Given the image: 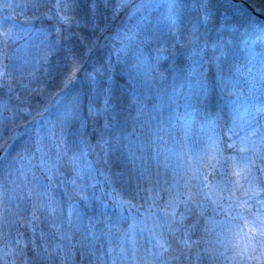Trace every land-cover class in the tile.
I'll return each mask as SVG.
<instances>
[{"label": "rangeland", "instance_id": "374dc122", "mask_svg": "<svg viewBox=\"0 0 264 264\" xmlns=\"http://www.w3.org/2000/svg\"><path fill=\"white\" fill-rule=\"evenodd\" d=\"M28 1L0 0V31L10 30L12 37L8 40L9 54L20 49L17 55L22 59L35 57L43 39L38 29L50 33L49 40L56 50L35 80L27 70L34 68L35 62L18 68L13 58L8 62L14 75L12 86L6 80L0 83V264H211L202 238L203 219L193 228L194 214L185 213L183 223L179 219L185 212L183 204L175 218L167 208L166 189L172 183V170H179L182 162L174 159L165 168L161 146L173 145L180 138L177 114L184 112L185 98L166 104L162 112L153 111L154 105L161 99L167 101L181 84L185 92L188 90V71L194 64L198 74L205 73L196 44L200 45L198 38H205L213 24L211 18L206 23L202 18V0H157L145 10L137 39L127 52L117 51L121 47L117 36L122 38V31L137 25L139 14L130 18L125 10L114 17L115 0H96L95 18L86 0H79L75 12L80 24L61 25L59 34L55 22L42 15L47 9L32 8L28 13L31 16L21 19ZM222 1L230 2L234 9L243 5L234 0ZM246 1L264 14L260 1ZM138 2L133 0V5ZM196 6L199 14L195 13ZM207 9L211 16L209 5ZM5 12L11 14L10 18ZM180 19L185 20L183 25ZM198 22L202 23L199 31L195 29ZM206 24L209 28L205 31ZM202 44L212 45L207 39ZM141 47L146 64L137 61ZM161 48L163 53L158 51ZM183 51L193 57V62L173 70L167 85L160 87L166 71L153 65L163 59L174 60L175 54ZM69 56L78 62L79 70L65 88L64 75L71 68ZM224 63L220 71L224 75L228 70L229 76L240 62L226 67ZM94 68L101 71L92 81L87 74ZM216 73L206 75L213 85L214 107ZM147 76L151 79L145 82ZM110 78L114 81L111 94L106 91ZM256 78L260 80L259 74ZM191 80L195 82L196 76ZM259 80V87L251 94L246 81L236 85L238 90L243 89L233 97L237 105L243 108L253 102L264 103V81ZM29 81V88L34 90L24 87ZM137 86L144 108L139 120L135 105L130 104V94ZM119 102L127 110L123 117L117 114ZM89 106L95 107L96 115L89 112ZM69 109L73 116L65 120ZM141 123L144 131L149 127L165 131L159 133L160 141L143 153L137 149V157L130 158L123 137L133 127L140 132ZM141 168L149 170L150 178L141 176ZM113 190L132 199L135 206L121 214L114 206ZM81 203L93 207L81 209ZM133 218L137 225L130 230Z\"/></svg>", "mask_w": 264, "mask_h": 264}, {"label": "snow or ice", "instance_id": "6c2138e0", "mask_svg": "<svg viewBox=\"0 0 264 264\" xmlns=\"http://www.w3.org/2000/svg\"><path fill=\"white\" fill-rule=\"evenodd\" d=\"M86 2L95 18L98 8L96 0ZM155 3L157 0H139L133 5V0H115L112 9L114 17L125 10L130 18L139 14L137 25L122 31V38L117 36L121 44L118 52H127L130 43L137 39L140 21L145 18V10ZM209 3L210 0H202L201 3L205 23L210 19L207 9ZM33 4L39 8L42 0H33ZM78 6L79 0H55L42 15L55 22V31L59 34L61 25L67 27L80 24L81 21L75 12ZM169 17H173L171 8ZM37 32L43 39L35 57L22 59L17 55L20 49H16L12 55L9 54L8 40L12 38L10 30L0 31V83L6 80L9 86H12L14 75L8 62L13 58L18 61V68L35 62V69L29 73L33 80L36 79V71L40 66L50 62V57L56 50L53 42L49 40L50 33L46 29H38ZM55 43L59 44V40ZM227 43H231V40ZM211 47L216 50L215 111L211 110L213 85L206 74H198L196 64L188 71V90L185 92L181 84L168 96L167 101L161 99L153 108L154 112H162L166 104L177 103L181 96L185 98V110L182 114H177L180 121V138L173 145L161 146L165 168H169L174 159L182 162L179 170H172V183L166 189L169 193L167 208L175 218L183 204L185 212L180 213L179 219L183 223L187 218L185 213L194 214L196 219L193 221V228L200 223L201 218L203 219L202 238L207 245L205 251L210 256L211 264H264V103L253 102L241 108L233 99L243 90L236 87L241 80L247 82L250 94L259 87L257 73L260 80L264 81V51L257 52L254 41L247 44L245 62L236 63L232 75L225 76L220 71L221 58L228 55L224 39L213 42ZM142 51L141 47L137 53V61L146 64L147 57L141 54ZM158 51L163 53L164 49ZM68 59L71 60V68L64 75L65 88L76 79L79 70L78 62L71 56ZM99 71L100 68H94L87 75L95 81V74ZM160 76L163 78L164 74L160 73ZM193 76H196L195 82L191 80ZM149 79L151 77L147 76L145 82ZM113 83L110 78L109 88L106 89L109 94L112 92ZM30 84L31 81L24 87L29 88ZM137 88L138 86L130 94V104L135 105L136 119L139 120L144 108ZM40 91H43V87ZM73 99L75 101L76 97ZM107 104L106 97L105 105ZM106 110L107 108L102 111ZM89 112L96 115L95 107L89 106ZM72 116L73 112L69 109L64 114V119H70ZM139 126L140 132L133 127L132 131L126 132L123 137L130 158L137 157V149L143 153L147 147L160 141L162 136L159 133L165 131L164 128L154 130L151 127L144 131V124ZM172 126L176 127L175 122ZM81 127L83 128L84 124ZM116 144H120L119 137ZM140 174L142 177L149 175L150 178L147 168H141ZM148 191L151 193V187ZM155 198H159L158 189ZM112 199L121 214L125 209L135 206L132 199L125 198L118 191H115ZM136 225L137 220L133 218L130 230Z\"/></svg>", "mask_w": 264, "mask_h": 264}, {"label": "trees", "instance_id": "16d2710c", "mask_svg": "<svg viewBox=\"0 0 264 264\" xmlns=\"http://www.w3.org/2000/svg\"><path fill=\"white\" fill-rule=\"evenodd\" d=\"M257 1H260V3H257L262 9H264V0ZM209 6L211 9V23L213 25L210 27V33H208L205 38H198V40L200 41V45L198 43L196 44L197 48L201 50L205 73L207 76L210 75L211 72H217L216 61L214 59L216 50H214L211 46L208 45H205L203 47L202 42L204 39H207V44L213 43L217 40H220L221 38L224 39L227 46L228 55L226 58H221L220 65L225 62V67L228 64H234L236 62H240L241 64H243L246 60L245 53L247 49V44H250L253 41L255 42L257 52L264 51V19L256 17L249 10L247 3L244 6L241 5L242 7L236 6L234 9L233 4H231L230 2L227 3L222 0H211ZM195 9V13L199 14L197 6L195 7ZM257 12L263 13L262 11ZM222 27H226V29L223 30ZM201 28L202 23L198 22L195 29L199 31ZM208 28L209 25L206 24L205 31L208 30ZM229 40H231V43H227V41ZM192 62L193 57L190 54L188 55V53L185 51L183 59L179 60V65H176L175 63H170L167 65L171 66L170 69L168 67H165V69L170 74V72H172L176 67V69H180L184 65ZM221 69L222 68H220V70ZM225 72L226 74L224 73V75L226 76L229 71L226 70ZM118 79L121 83L124 84V79L121 76H119ZM131 81H133V79ZM123 104L120 102L117 104V106H120L117 109V114H120L121 117H123L125 112L127 111L124 108ZM213 109L214 108L211 105V110L214 112L215 109ZM79 206L81 207V209H85L81 204Z\"/></svg>", "mask_w": 264, "mask_h": 264}]
</instances>
